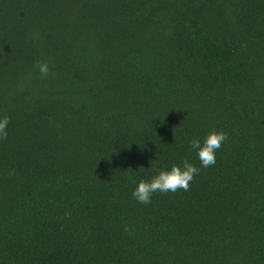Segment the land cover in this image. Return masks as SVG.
<instances>
[{
	"label": "trees",
	"instance_id": "1",
	"mask_svg": "<svg viewBox=\"0 0 264 264\" xmlns=\"http://www.w3.org/2000/svg\"><path fill=\"white\" fill-rule=\"evenodd\" d=\"M5 115L0 264H264V0H0Z\"/></svg>",
	"mask_w": 264,
	"mask_h": 264
},
{
	"label": "clouds",
	"instance_id": "2",
	"mask_svg": "<svg viewBox=\"0 0 264 264\" xmlns=\"http://www.w3.org/2000/svg\"><path fill=\"white\" fill-rule=\"evenodd\" d=\"M38 68L42 76L47 77L49 75L50 68L47 62L39 63ZM9 123L10 117L7 115L0 118V140L7 139V125ZM227 139L228 134L223 130H212L204 138L203 143L199 138L191 140V147L197 150L202 167L208 168L216 163V152ZM200 170V168L185 159L182 165L176 164L170 169L158 170V174L150 180L141 179L133 191V196L142 204H150L154 193H175L181 189L187 191ZM66 215H70V213H66Z\"/></svg>",
	"mask_w": 264,
	"mask_h": 264
}]
</instances>
